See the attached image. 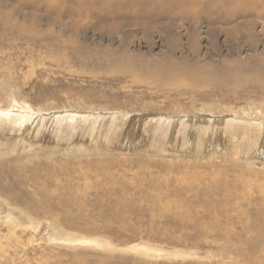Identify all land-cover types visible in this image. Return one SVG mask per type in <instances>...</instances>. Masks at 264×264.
I'll list each match as a JSON object with an SVG mask.
<instances>
[{"label":"rangeland","instance_id":"1","mask_svg":"<svg viewBox=\"0 0 264 264\" xmlns=\"http://www.w3.org/2000/svg\"><path fill=\"white\" fill-rule=\"evenodd\" d=\"M259 123L264 0H0V264H264Z\"/></svg>","mask_w":264,"mask_h":264},{"label":"bare ground","instance_id":"2","mask_svg":"<svg viewBox=\"0 0 264 264\" xmlns=\"http://www.w3.org/2000/svg\"><path fill=\"white\" fill-rule=\"evenodd\" d=\"M179 10V9H178ZM180 11V10H179ZM181 12V11H180ZM131 67V66H130ZM123 69H126V68H123ZM132 69V68H131ZM139 69V68H138ZM127 72V71H126ZM203 73V72H202ZM136 77V74H135V72L134 73H130V78H135ZM193 84V83H192ZM188 85V84H187ZM24 108H25V106H24ZM26 115H27V113H25ZM29 115H33V113H30ZM243 123H245V125H250L251 124V122H248V121H246V122H244L243 121ZM259 126L261 125V126H263L264 125V123H259L258 124Z\"/></svg>","mask_w":264,"mask_h":264}]
</instances>
